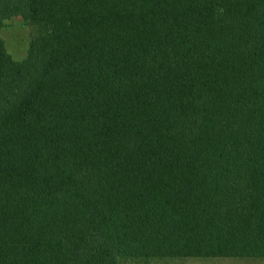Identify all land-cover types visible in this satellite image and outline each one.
Instances as JSON below:
<instances>
[{"label":"trees","instance_id":"16d2710c","mask_svg":"<svg viewBox=\"0 0 264 264\" xmlns=\"http://www.w3.org/2000/svg\"><path fill=\"white\" fill-rule=\"evenodd\" d=\"M0 264L264 260V0H0Z\"/></svg>","mask_w":264,"mask_h":264},{"label":"rangeland","instance_id":"374dc122","mask_svg":"<svg viewBox=\"0 0 264 264\" xmlns=\"http://www.w3.org/2000/svg\"><path fill=\"white\" fill-rule=\"evenodd\" d=\"M33 29L20 18L5 21L0 28V39L3 40L7 53L16 61H21L26 56ZM124 264H264V260H239V259H201V260H171L149 261L141 263Z\"/></svg>","mask_w":264,"mask_h":264}]
</instances>
